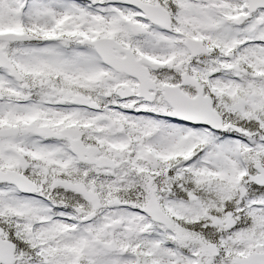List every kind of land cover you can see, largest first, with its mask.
<instances>
[{"label": "snow or ice", "instance_id": "obj_1", "mask_svg": "<svg viewBox=\"0 0 264 264\" xmlns=\"http://www.w3.org/2000/svg\"><path fill=\"white\" fill-rule=\"evenodd\" d=\"M0 264H264V0H0Z\"/></svg>", "mask_w": 264, "mask_h": 264}]
</instances>
